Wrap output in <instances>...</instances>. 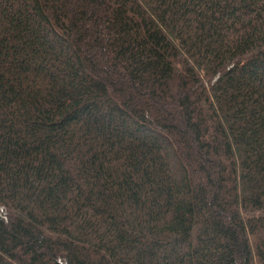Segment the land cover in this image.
Instances as JSON below:
<instances>
[{"label":"trees","instance_id":"trees-1","mask_svg":"<svg viewBox=\"0 0 264 264\" xmlns=\"http://www.w3.org/2000/svg\"><path fill=\"white\" fill-rule=\"evenodd\" d=\"M0 264H264V0H0Z\"/></svg>","mask_w":264,"mask_h":264}]
</instances>
